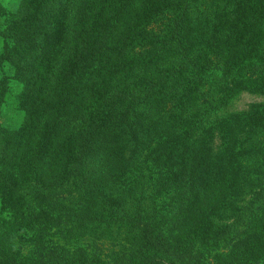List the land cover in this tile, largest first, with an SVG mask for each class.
<instances>
[{
	"label": "trees",
	"instance_id": "trees-1",
	"mask_svg": "<svg viewBox=\"0 0 264 264\" xmlns=\"http://www.w3.org/2000/svg\"><path fill=\"white\" fill-rule=\"evenodd\" d=\"M0 39V264H223L248 217L216 220L200 165L225 139L247 179L228 124L264 81V0H22Z\"/></svg>",
	"mask_w": 264,
	"mask_h": 264
},
{
	"label": "rangeland",
	"instance_id": "rangeland-1",
	"mask_svg": "<svg viewBox=\"0 0 264 264\" xmlns=\"http://www.w3.org/2000/svg\"><path fill=\"white\" fill-rule=\"evenodd\" d=\"M21 3L22 0H0V30L7 26L11 14ZM47 28L50 29L49 26ZM49 35L50 30L46 33L47 38L44 40L49 41L47 49H44L46 56L49 49L51 50L58 41L55 37L50 41ZM30 36L27 43L32 48L34 46H31V43L34 39L32 35ZM41 41L37 43L38 48L42 47ZM1 48L0 39V54ZM3 72H6L10 77L11 72L6 64L0 65V80L5 76ZM260 78L264 79V75ZM251 79L259 80L253 77ZM8 82L14 98L9 106L4 108L5 118L2 124L14 125L13 123L20 122L19 111H15L14 102L19 93V85H15L16 82L11 79ZM254 83L248 85V92L243 91L239 95L235 94L236 90L228 88L222 91L236 95L231 103L233 110H230V113L233 116H230L232 121L228 124V135L234 137L231 145H235L237 137L243 136V140H248V162L244 164L242 170L247 179H242L238 173L236 178L230 179L232 175L221 170V163L233 156V151H229L230 155L226 157L225 151L221 150L227 147L224 146L225 139H221L219 142L218 149L220 151L213 153L210 148L204 163L200 165L203 170H214L213 177L216 176V183L220 184L218 187L220 209L216 220H222L223 224H229L234 220L235 215L243 213V218L248 217L243 225L246 229L245 232L231 233L227 230L226 234L223 229L214 234L216 237H224V241L221 242V251L217 249L218 254L223 256V264H264V126H261L264 119V81L259 80ZM242 118L244 122L239 124ZM227 178L230 180L226 181ZM216 220L215 227H217Z\"/></svg>",
	"mask_w": 264,
	"mask_h": 264
}]
</instances>
